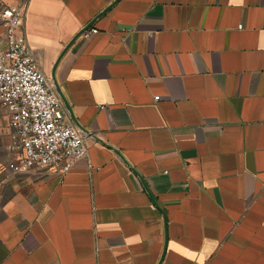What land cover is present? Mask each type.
I'll use <instances>...</instances> for the list:
<instances>
[{
	"label": "crops",
	"instance_id": "1",
	"mask_svg": "<svg viewBox=\"0 0 264 264\" xmlns=\"http://www.w3.org/2000/svg\"><path fill=\"white\" fill-rule=\"evenodd\" d=\"M26 2L88 153L5 163L0 264H264V0Z\"/></svg>",
	"mask_w": 264,
	"mask_h": 264
},
{
	"label": "built area",
	"instance_id": "2",
	"mask_svg": "<svg viewBox=\"0 0 264 264\" xmlns=\"http://www.w3.org/2000/svg\"><path fill=\"white\" fill-rule=\"evenodd\" d=\"M26 9L27 2H13L0 11V105L10 134L7 165L12 173L43 169L64 174L87 155L85 135L67 120L62 97L28 42Z\"/></svg>",
	"mask_w": 264,
	"mask_h": 264
},
{
	"label": "rangeland",
	"instance_id": "3",
	"mask_svg": "<svg viewBox=\"0 0 264 264\" xmlns=\"http://www.w3.org/2000/svg\"><path fill=\"white\" fill-rule=\"evenodd\" d=\"M27 0H0V11L7 3H23ZM8 116L6 111L0 105V173L5 170V163H7L8 152L6 149V142L9 139Z\"/></svg>",
	"mask_w": 264,
	"mask_h": 264
}]
</instances>
